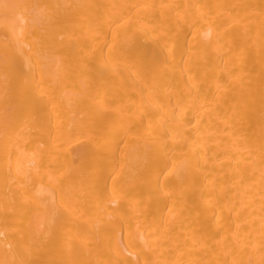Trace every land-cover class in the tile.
Segmentation results:
<instances>
[{"label": "bare ground", "instance_id": "bare-ground-1", "mask_svg": "<svg viewBox=\"0 0 264 264\" xmlns=\"http://www.w3.org/2000/svg\"><path fill=\"white\" fill-rule=\"evenodd\" d=\"M0 264H264V0H0Z\"/></svg>", "mask_w": 264, "mask_h": 264}]
</instances>
